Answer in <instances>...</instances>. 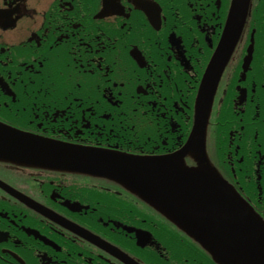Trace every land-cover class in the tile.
I'll use <instances>...</instances> for the list:
<instances>
[{
    "label": "flooded vegetation",
    "instance_id": "obj_1",
    "mask_svg": "<svg viewBox=\"0 0 264 264\" xmlns=\"http://www.w3.org/2000/svg\"><path fill=\"white\" fill-rule=\"evenodd\" d=\"M230 2L106 0L102 12V0H0V120L59 143L175 151ZM249 9L215 94L208 150L264 210V0ZM0 264L212 263L112 183L0 161Z\"/></svg>",
    "mask_w": 264,
    "mask_h": 264
},
{
    "label": "water",
    "instance_id": "obj_2",
    "mask_svg": "<svg viewBox=\"0 0 264 264\" xmlns=\"http://www.w3.org/2000/svg\"><path fill=\"white\" fill-rule=\"evenodd\" d=\"M244 1L234 0L238 7ZM34 142L36 139L31 136L0 125L1 159L29 162L38 157V164L53 163L55 166L60 164L58 167L76 170L63 161L56 149L36 147L32 144ZM22 143L27 144L26 147L20 146ZM170 168L176 173L172 178L175 182H167V186L163 188L152 185L161 197H182L181 185L193 190L186 198L192 201L193 206L199 205L196 211L198 217L196 222L189 219L181 221L195 230L198 240L223 264H264V223L248 205L204 165L195 170L175 168L174 165ZM121 173L117 175L118 178L132 179L141 185L139 182L141 176L136 179V176L132 175L134 173L128 170H123ZM140 192L149 196L143 189H140ZM171 212L178 214L175 209H171Z\"/></svg>",
    "mask_w": 264,
    "mask_h": 264
}]
</instances>
